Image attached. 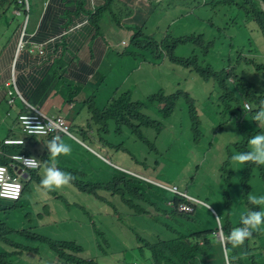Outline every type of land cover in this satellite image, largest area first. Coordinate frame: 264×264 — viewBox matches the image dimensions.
I'll return each instance as SVG.
<instances>
[{
	"label": "trees",
	"instance_id": "obj_1",
	"mask_svg": "<svg viewBox=\"0 0 264 264\" xmlns=\"http://www.w3.org/2000/svg\"><path fill=\"white\" fill-rule=\"evenodd\" d=\"M179 1L174 0V3ZM216 2H231L234 4L237 8L235 16L244 23L254 22L264 38V11L260 7L259 0H212V3ZM15 5H18L17 1ZM123 5L124 19L133 18L134 33L129 38L126 49H130L136 63H138V55L143 57L139 64L146 59L147 48H150L153 56L168 57L173 63L185 66V68L195 71L204 80L213 82L214 91L211 95L215 98L210 104L213 116L205 114L213 125H216L214 131H235L236 134L238 133V139L234 142L233 149L242 148L249 151V145H246V143H249V139L259 133V130H264V126L258 125L253 120L254 112L258 109L262 95H264V83L259 81L264 80V57L246 59L245 54L247 52H259L247 26L245 30L249 33L254 46L244 52L242 58L234 61L229 52L231 54L242 52L241 50H235V45L238 43L240 36L238 28L206 25L201 32L194 31L181 34L180 30L186 29V25L193 22L194 19L186 11L179 14L178 19L174 21L172 26H169L171 32H167V35L161 39L157 35L150 34L141 37L143 35L142 25L134 24V22H137L136 19L139 17L138 11L140 9L137 8L138 10H136V8H131L127 4ZM206 13L207 7L195 10L198 22L199 18H204ZM234 29L235 32H233ZM187 45H191L195 50L192 57L185 59L178 56L177 49ZM143 48L144 52H141ZM251 84L257 88L251 87ZM50 91L51 89L41 90L39 94L36 93V99L31 100V102L34 105L42 104ZM260 91H263V94L259 95ZM151 96H154L153 100L156 104L163 103L159 108L163 120L155 121L147 116V130L135 136V142L131 144L132 147L130 148L127 147L126 143L122 145L119 142L115 143L109 137L110 133H104L106 135L105 144L113 150H125L133 165L125 164V159L120 165L131 168H135V164L140 163L148 166V158L170 150L178 158L176 162L169 160L165 163L162 175L170 181H182L184 179L183 169L186 165H194L195 171L201 168L197 159L201 154L199 133H190L188 138L183 137V143L175 138L170 139L171 135L166 133L164 119L171 120L176 104L181 98H184L187 102L190 117L200 118L195 101L189 92L181 88L170 94H165L164 90H161ZM129 98L130 92L128 90L119 94L116 104L110 111L118 126L125 124L129 126V129L137 131L135 124L129 117V115L134 114L132 111H135V101L124 102L125 99ZM245 104L249 105L251 109L247 113L243 109ZM236 111H238L237 114ZM238 115L244 116L243 120L239 121ZM186 119L190 124V119ZM118 126L116 131H119ZM20 129L21 136L27 142L19 145V148L26 155L41 161L38 168L31 169L33 178L31 181L25 182L24 196L30 188L35 192L36 186L40 183L44 159L41 153L44 148V141L50 139V136L44 137L41 141L35 138L34 135L29 134L24 128L20 127ZM151 132L155 134L151 136ZM114 134L116 137L118 136L116 133ZM140 148H145L146 154L141 155ZM98 149L105 152L106 146L103 145ZM0 162L6 163L7 161L0 159ZM159 163L160 159L156 161V164ZM250 163L261 171V174L264 172V165ZM258 177L257 173H254L245 182L241 180L240 176L239 181L228 182L226 190L225 186L217 188L207 198L212 208L201 207L195 213L181 210L179 203L184 201H180L178 197L170 196L145 181L113 169H111V174L107 180L88 179L84 181L83 185H80V188L95 194L98 189L102 188L117 192L132 211V219L126 227L136 235V243H133L134 246L127 250L124 255L127 264H144L147 260H150L151 264H184L185 260L187 264H225L223 248L215 236V231L218 230L215 218L221 216L225 234L229 233L232 226L239 224L243 210H240V213L239 211L233 213V211L235 207L243 208L240 192H242L243 187H246L259 195L257 192ZM170 199L176 201L173 208L167 205V201ZM28 206L29 208L24 210ZM0 212H2L0 214V242L11 248L10 251L0 250V264H26L22 256L27 254L40 256L42 251L51 262L55 261V264L85 262L81 256L84 251L82 243L75 239L57 238L52 234H45L40 231L38 217L41 220L45 216L33 218L34 208L30 206L29 202L24 203L23 197L17 201L0 199ZM6 214L20 215L21 219L12 223L8 218H5ZM88 218L93 224L99 246H102V239L106 243L114 240L113 231L109 230L106 233L104 231L105 226L99 228L92 221L93 219ZM46 219V223L51 221L50 218ZM135 221L137 224L131 225ZM201 240L204 244L200 243ZM227 247L230 250L231 264H264V226L259 231H254L253 236L245 244L237 248H233L231 244H228Z\"/></svg>",
	"mask_w": 264,
	"mask_h": 264
},
{
	"label": "crops",
	"instance_id": "obj_2",
	"mask_svg": "<svg viewBox=\"0 0 264 264\" xmlns=\"http://www.w3.org/2000/svg\"><path fill=\"white\" fill-rule=\"evenodd\" d=\"M16 1L0 0V135H5L7 131L6 138L21 136L17 118L25 110V104L17 99L14 107L9 106L6 94V82L14 72L23 98L32 105L31 100L36 99V93L51 89L44 102L42 100L43 103L37 106L47 115L65 116L71 123L73 133L83 141L75 142L70 137H64V142L71 146L72 151L68 156H60V164L78 169L83 178L107 180L111 174L108 155L112 151L105 144L106 135L98 136L100 144L95 141L94 132L108 134L116 131L118 123L112 118L110 110L116 104L118 95L126 91L131 76L138 73V78H142L146 75L142 73L144 66L152 68L159 63L155 62L158 58L151 55L149 48L141 64L136 63L130 49H126L134 32L133 18L124 19L123 4L138 10V0H28L29 11H25L30 14L27 39L44 42L45 53L27 49L17 51L18 28L23 17L15 14ZM204 1L207 3V13L204 18L198 17L199 22L195 14L199 8L193 0H180L174 6L173 15L164 3L156 19L153 18L158 9L156 5L145 3L150 6L140 8L136 20L142 25V30L144 25L147 28L150 24L149 34L161 36L166 34L168 19L173 23L185 11H190L193 21L205 27L219 25L238 28L240 36L235 46H239L237 50L242 52L229 54L234 61L242 58L243 53L248 51L244 43L245 23L230 11L227 2ZM168 63L175 64L170 60ZM128 91L129 99L135 101L132 91ZM4 103L9 106L6 115L11 120L6 131H3ZM2 142L0 148L3 147L7 154L18 150L16 147L3 146ZM103 145L106 146L105 152L98 149ZM89 148L95 153L107 155V159L103 160ZM114 156L118 158L116 163H122L121 160L125 159V155L117 152ZM2 157L0 155V159ZM86 166L94 173L87 174L89 168ZM89 175L92 178L87 177ZM113 241L106 243L102 239L100 251L104 257L121 252L119 260L127 264L124 255L134 245L120 242L111 251ZM144 264L151 262L147 260Z\"/></svg>",
	"mask_w": 264,
	"mask_h": 264
},
{
	"label": "rangeland",
	"instance_id": "obj_3",
	"mask_svg": "<svg viewBox=\"0 0 264 264\" xmlns=\"http://www.w3.org/2000/svg\"><path fill=\"white\" fill-rule=\"evenodd\" d=\"M153 2L155 4H167L168 8L172 11V15L174 14V0H153ZM145 3L150 4V0H138L137 8L140 9L146 6ZM149 6L150 5L146 7ZM161 10L162 6L157 9V12L153 16L154 19L158 18L159 12ZM134 24L138 25V22H134ZM171 24L172 21L168 19L169 33L171 32V28L169 27ZM246 26L251 36L254 38L258 49L261 52H264V38L259 31V27L254 23H248ZM204 27V24L200 25L197 21H193L186 25V29H181L180 33L187 34L193 31L199 32ZM149 30L150 24H148L146 29L142 30L143 35H141V37L149 34ZM157 37L159 39L162 38V36L159 34H157ZM239 43L242 44L240 40ZM244 43L246 45V50H249L254 46V42L251 40L247 31H245ZM237 49H240L239 46H235V50ZM141 52H144V48L141 50ZM194 53L195 50L191 47V45L177 49V55L185 59L191 58ZM252 56V53H247V57ZM142 59L143 57L141 55L137 56L138 64ZM142 73L146 74L142 78H138V73L131 76L125 88L126 90L129 89L132 91V97L135 100V111H132L134 114L129 115V117L130 120L135 124L137 131L129 129L128 125L122 124L118 126L119 131L110 132L109 137L113 139L115 143L119 142L120 145L126 143L128 148L132 147L131 144L135 142V136L137 134L144 133L147 130V116L155 121L159 120V108L163 105V103L156 104V102L153 100L154 96L151 95L156 94L161 90H164L165 94H170L167 92L172 91L171 93H173L177 89L181 88L190 93L191 97L195 101L202 123L208 126L204 135L201 133L198 135L200 141L199 145H205L208 141L212 142L208 151L204 155H199L197 157L201 166L199 170L195 171L194 165H186L184 167V182L181 186L186 188L188 179L196 180L201 187L218 183L221 178V167L227 157L226 147L238 139V133L236 134L235 131H214V127H216V125H212L209 118L205 114L207 113L208 115L213 116V111L210 108V104L215 98L213 95H211V93L214 91L213 82L204 80L195 71L185 68V66L183 67L178 64L168 63L167 57H162L155 67L147 68L144 66L142 68ZM259 81L264 83V80ZM247 86L249 85L247 84ZM251 87L257 88L252 84ZM260 94H263V91H260L259 95ZM262 96V100H264V95ZM124 102L127 103L133 101L125 99ZM3 107V113L5 114V118L3 119L5 127L3 128V131H6L7 127L11 123V120H9V116L6 115V112L9 109L8 104L4 103ZM186 108V100L184 98L179 99L176 104L175 111L173 112L174 115L170 122H168L166 125L167 135H172L177 130H179V127L176 126V123H181L182 125L180 127V135L184 138H188L190 136L192 129L190 127L189 121L185 117ZM235 113L237 114L238 111ZM243 118L244 116L238 115L239 121L243 120ZM0 119L2 118L0 117ZM114 133H116L118 136L116 137ZM154 134V132H151V136ZM7 135V131L5 135L1 134L0 141H3ZM101 135H104V133L94 132V139L100 144L102 143L100 142L98 136ZM71 139L77 142L75 139ZM88 150L92 151L95 155L101 157L102 159H107V155L95 153L91 148ZM111 151L112 153L108 155L110 160L113 159L116 152L120 155L125 154V150L122 149H111ZM140 151L141 155L146 154L145 148H140ZM154 160V156H151L148 166L135 164L134 171L143 173L149 177H157L161 165L156 166L154 164ZM124 163L127 165H133L130 162L128 156H126ZM86 168L89 167L86 166ZM88 173L94 172L89 168V172H87V174ZM87 177L92 178L91 175ZM261 183L263 186L264 195V172L261 174ZM100 193H102L103 196L108 200L114 201L118 205L120 211L126 209L118 196H112L110 192L104 190H101ZM248 195L249 194H247V197ZM23 202H29L30 206H32L37 213L39 209L44 211L45 218L40 220L38 217L41 232L45 234H52L57 238L75 239L83 244L84 251L81 253V256L85 262H77L72 264H124L119 260V257L122 254L121 252H113V254L110 256L104 257L103 253L100 251V248L97 246L93 224L88 218L90 217L93 219L92 221H94L99 228L101 226H105L104 231L106 233L109 230L114 232V241L110 246L111 251H113L120 242L128 244L133 236L129 233L127 227L121 221L116 220L117 214L110 205L106 203L101 204V202L92 194L84 192L75 186L59 194L48 195L46 197L45 206L41 202H38L37 194L32 188H30L23 196ZM28 208L29 206L25 207L24 210H27ZM0 214H2V212H0ZM5 218H8V220L12 223L19 219V217L15 214H6ZM46 218H50L51 221L46 223ZM1 249H6L9 251L11 250V248L0 242V250ZM40 256L36 254H27L22 256V259L26 264H55V261L51 262L48 259V256L44 254V251H42ZM184 264H187L186 260L184 261Z\"/></svg>",
	"mask_w": 264,
	"mask_h": 264
},
{
	"label": "clouds",
	"instance_id": "obj_4",
	"mask_svg": "<svg viewBox=\"0 0 264 264\" xmlns=\"http://www.w3.org/2000/svg\"><path fill=\"white\" fill-rule=\"evenodd\" d=\"M150 2L153 5L155 4L153 0H150ZM193 2L198 8L207 7V3L204 0H193ZM178 3H174V6H176ZM259 3H260L261 9L264 11V1L259 0ZM155 5L157 8H159L163 4L160 3V4H155ZM15 6L18 7V5H15ZM228 8L234 15L236 14L237 8L234 4H232L231 2L228 3ZM188 13L190 14V11H188ZM16 15H21L23 17V21L18 28L17 51L19 52V51L27 49L28 51L30 50V51L39 52L38 49L36 48L33 49L32 45L34 43H39V44L42 43L44 45L43 53H45L46 45L44 42H34V41H30L29 39H27V27H28V19L30 17V14L28 13L27 20H26L27 13L26 14L25 13L16 14ZM173 23L169 26H172ZM248 23H254V22L252 21L247 22L245 23V25H247ZM143 29H146V28L144 27ZM23 32H24V35H23ZM167 32H168V28H167L166 34H164L163 36L167 35ZM150 35H156V33H151ZM21 40L24 42L22 47H20ZM247 53H252L253 56L247 57ZM247 53L245 54L246 59H253L255 57L257 58L264 57V52H261L260 50L257 53H254V52H247ZM155 58H158V61H155V62H159L162 59L160 57H155ZM6 86H7L6 94L8 97L7 99L8 104H9V100L13 97H15V103L17 99H21L23 101L24 98L22 94H21V97L17 94V90L19 92L20 90L16 83V76L14 72H13L11 79L6 82ZM10 91H12L13 93L10 94ZM14 106H11V107H14ZM34 106H37V105H34ZM243 109L245 110L246 113L247 111L251 110L250 106L247 104L243 106ZM159 115H160L159 119L163 120L162 115L160 113ZM185 117L190 119V127L192 129L191 134L201 133L202 135H204L206 133L208 126L203 124L201 119L198 117L191 118L188 108H186ZM65 119L69 124L70 134H65L64 137L67 136L75 140H78L79 142H83L80 138H78L73 133L71 129V123L69 122V120L66 117ZM253 120L257 122L258 125L264 126V100L260 101L258 109L254 112ZM164 122H165V127H166L167 123L170 122V119H164ZM211 124L213 125L212 122ZM17 125L20 127L18 118H17ZM181 125H182L181 123H176V126L179 127V130H177L174 134H172L170 136V139L175 138V139L182 141L183 143V137L180 135ZM262 131L264 130H259V132L261 133H257L254 136H252L249 139V143H246V145H249V151H247L246 149H242V148L233 149L235 143L228 145L226 147L227 157H226V160L224 161V164L221 167L222 172H221V178L219 182L214 183L212 185H205L204 187H201L196 180L188 179L186 183V188H184L181 186L184 182V179L182 181H170L169 179H167L166 177L162 175L163 167L165 166V163L169 160L176 162L178 158V156L172 154L170 150H166L154 156V159H155L154 164L156 166L161 165V168L159 170V174L157 175V177H149L143 173L134 171L135 168L122 167L120 163H116V160L118 159L116 156H114L112 160L109 159L110 161L108 163H109L110 168L113 169L114 171L124 172L132 177H135L137 179H140L142 181H145L157 187L158 189L166 192L170 196L178 197L180 201H184V202L179 203V208L181 210L189 211L192 213H195V211L201 207L212 208V205L209 202V200H207V198L211 196V193L217 188H220V187L223 188V186H225V190H226V187L228 186L227 184L228 182L232 183L234 181H239L240 176L242 178L241 179L242 181L247 182L250 176H252L254 173H257V175L259 176L257 178V181H258L257 192L259 193V195L253 193L250 189L243 187L242 192H240V196H241L242 203H243V208L242 207L234 208L233 213L238 212V211L240 213V210L241 211L243 210L242 215L240 217L239 224L232 226L229 233L225 234L223 227H222L221 216H217L215 218L216 223L218 225V230L215 231V236L217 240H219L223 248L225 264H231L230 250L228 249L227 245L231 244L233 248H237L245 244V242L253 236L254 231H259L260 228L264 226V195H263V186L261 183V171H259L257 168H255L250 163L252 162L258 165H264V132ZM42 132H43L42 126L40 125H37L35 127L30 126L31 135L34 134V137L38 138L41 141H43L44 137H46V136H38L42 134ZM20 137H23V136H20ZM64 137L63 139H61L60 137L57 136V137H53L50 141H48L49 139L44 141V148L41 153V155L44 157L42 173H41V180H40V183L35 188V192L38 194L37 196L38 202H41L43 205L48 195L59 194L74 186L82 190L80 188V185H83L84 181L88 180V178H83L81 176L78 169L72 166H63L60 164V156H68L71 154V151H72L71 146L64 142ZM23 144L25 143H22L20 145H23ZM211 144L212 142L208 141L205 145L200 146V152H201L200 155H204L210 148ZM10 147H16L18 148V150L20 149L19 145L10 146ZM124 155L126 157L128 154L125 153ZM22 159L24 163L28 166L38 168L41 165V164L39 165L38 163L39 160L36 159L35 157L26 158V159L22 158ZM158 159H160V163L156 164V161ZM148 161H150V158H148ZM4 164H7V162ZM31 180H25V179L20 180L23 185V190H24L25 182H28ZM101 190L110 192L112 196H118L121 202L126 207V209L120 211L118 208V205L114 201L108 200L106 197L103 196L102 193H100ZM84 192L92 194L96 199H98L101 202V204L106 203L110 205L114 209L115 213L117 214L116 220L121 221L125 226L131 221L132 211L128 208V206L122 200L119 193L114 192L112 190L104 189V188L98 189L96 191V194L88 192V191H84ZM233 193H235V191H233ZM247 194H249L248 197H247ZM22 197H23V191L19 199H12V198L2 197V196H0V199L6 200V201H17V200H20ZM175 203L176 201H173L172 199L167 201V205L172 208L175 207ZM21 211H23V209H21ZM49 211L52 212L51 210ZM17 216L19 217V219L16 220L18 222L21 218H20V215H17ZM36 216H45L44 211H41L39 209L37 213L34 210L33 218H35ZM136 224L137 223L135 221L131 225H136ZM128 231L133 236V238H131L128 244L136 243V235L131 230L128 229ZM96 243H97V246L100 247L97 242V236H96ZM200 243L204 244L203 240H201Z\"/></svg>",
	"mask_w": 264,
	"mask_h": 264
},
{
	"label": "built area",
	"instance_id": "obj_5",
	"mask_svg": "<svg viewBox=\"0 0 264 264\" xmlns=\"http://www.w3.org/2000/svg\"><path fill=\"white\" fill-rule=\"evenodd\" d=\"M18 7L15 9L16 14H24L25 11H29V1L28 0H17ZM26 14V13H25ZM28 18V13L26 15V20ZM24 35V32H23ZM22 35V37H23ZM125 41H123L124 43ZM24 42L21 40L20 47H22ZM32 48H36L39 52H44V45L42 43H34ZM17 90V89H16ZM13 92L10 91V94ZM17 94L21 97V93L17 90ZM25 110L21 112L18 116L20 127L24 128L29 134L30 126L35 127L40 125L43 127L42 134L38 136H50V141L53 137H60L63 139L65 134H70L69 124L63 115H47L42 109L37 106L31 105L25 99ZM9 105H15V97L9 100ZM34 135V134H33ZM27 141L24 137H7L3 146H16ZM0 155L2 159L7 160V164L0 162V196L19 199L22 191L23 185L20 180H31L32 175L30 173L31 169L37 168L28 166L24 163L22 158H31L32 156L26 155L20 149L15 153L7 154L3 147L0 148ZM37 159V158H36ZM39 165L41 161L39 160Z\"/></svg>",
	"mask_w": 264,
	"mask_h": 264
}]
</instances>
